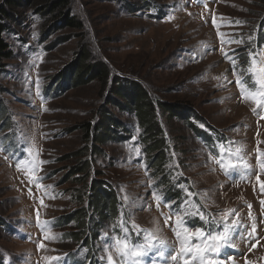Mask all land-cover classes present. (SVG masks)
Listing matches in <instances>:
<instances>
[{"label":"rangeland","instance_id":"obj_1","mask_svg":"<svg viewBox=\"0 0 264 264\" xmlns=\"http://www.w3.org/2000/svg\"><path fill=\"white\" fill-rule=\"evenodd\" d=\"M70 2L71 15L82 24L80 31L61 29L46 39L45 18L31 8L22 7L15 11L19 16L7 23L3 34L11 58L4 63L0 74V122L3 124L0 139L5 146L15 141L24 145L28 156L39 161L37 175L43 179L33 190H27L23 179L31 173L28 162L14 160L0 145V220L4 223L0 226V264H47L48 258L63 257V253L81 242L72 239L78 232L73 221L57 230L49 223L38 236L37 215L50 222L51 218L64 220L79 211L81 185L75 181L76 176L71 175L75 164L67 156L85 144L79 130L69 129L83 121H96L95 112L102 107L124 125V129L116 131L119 139L115 140V134L105 136L101 145L93 146L99 151L95 153L93 149V153L84 158L90 162L88 177L100 174L103 181L114 188L120 205L117 221L123 216L126 223L127 220L134 222L159 239L178 244L175 234L167 230L175 227L176 214L180 213L188 196L187 189L192 194L188 196L192 202L189 210L194 211L198 206L209 220L220 221L231 212L229 222L239 221L240 227L233 233L230 245L214 257L219 264H264L261 205L264 193L260 191L264 171L257 165V149L264 152V113L254 114L257 105L241 99L235 74L252 86V76L247 72L249 53L264 62V0ZM157 8L169 12V18L146 16L147 11L154 12ZM79 58L92 69L104 63L109 78L121 77L124 86H128L129 81L137 82L147 92L156 115L161 113L159 102L178 105L175 108L180 115L165 112L158 118L160 131H165L167 141L162 133L155 136L164 138L166 149L170 146L168 152L164 150L165 161H161L160 167L162 173L170 174L174 188L183 195L178 213L169 212L167 206L162 212L153 200V191L167 193L158 183L162 173L155 171L159 155L154 151L147 156L146 147L153 145L154 140L149 137L141 141L144 129L139 127L132 110L127 112L105 105L106 95H111L110 80L107 87L102 79L85 82L84 68L80 79L84 83L74 85L70 81L69 73ZM230 60H234L235 69ZM116 100L124 102L119 97ZM186 119L192 124L200 121L215 128L224 135L225 148L232 142L229 146L233 154L240 149L242 162L250 169L248 175H244L243 168L225 175L223 168L235 162L228 158L229 148L224 152L225 158L217 163L221 150L216 154V150H208L206 141L200 140ZM150 156L153 160L146 162ZM29 180L33 181L31 177ZM192 196L203 207L200 208ZM86 200L91 218L101 226L93 225L90 233H110L109 219L104 223L97 221L91 198ZM166 217L171 221L166 223ZM29 224L33 228L30 232ZM9 225L12 227L7 231L5 227ZM253 225L255 233L250 237ZM212 226L215 230V224ZM14 228L20 230L21 238L12 232ZM47 236L56 239L50 240ZM37 237L39 246L35 247L32 242ZM100 246L101 253H105L104 246ZM168 246L165 259L150 254L144 258L145 264H153V260L157 264H182L171 260L179 247L173 243ZM97 260L99 255L92 250L89 261L96 264ZM62 264L69 263L64 259Z\"/></svg>","mask_w":264,"mask_h":264},{"label":"trees","instance_id":"obj_2","mask_svg":"<svg viewBox=\"0 0 264 264\" xmlns=\"http://www.w3.org/2000/svg\"><path fill=\"white\" fill-rule=\"evenodd\" d=\"M70 4V0H0V74L4 71V63L11 58L9 46L3 38V34L8 28L9 24L7 23H10L12 20L15 21L16 17L19 16L15 11L18 8L27 7L31 8L33 12H37L38 16L40 15L45 18L44 34L45 38L48 39L53 34H57L61 29L74 31H80L82 29L80 20H78L76 16H72L70 13ZM163 15L164 12L159 9L154 19H163ZM146 16L149 17V14L147 13ZM85 51L86 50L84 48V52ZM75 61H77V64L74 65L72 71L69 73L70 81L73 82L74 85L84 83L83 80H80L82 77L81 71L84 70V68V73L86 74L84 78L85 82L88 79L91 81L102 79L104 86H106L110 80L111 84L109 90L111 95H106L105 98L107 99L105 105H114L118 110L120 108L127 112H130L131 110L133 111L138 120L139 127L142 128V130L144 129L142 132L143 136L140 135L141 141L149 137L154 140L152 143L153 145L146 147L148 153L147 156H149V153L154 151L157 156L159 155L160 162L156 166L155 171L157 174L159 172L162 173L160 163L161 161L162 163L165 161L164 150L167 148V145L163 140L164 138L159 137V139H156L155 136H158V133L161 136L162 133L166 141L167 138L165 131H160L158 118H160V114L164 115L165 112H167L168 115L180 113L177 112L178 110L176 111L177 108H175L178 105L167 106L162 102H159L158 107L161 109V113L156 115L155 108L151 103L147 92L137 82L129 81L126 82L128 83V86H124V81L120 79L121 77L113 76L112 78H109V70L104 63H98L97 67L92 69L84 65L82 58H79L78 60L76 59ZM131 92H133L132 95H130ZM116 97L122 98L124 102H118ZM95 113L97 118H94V120L96 121H83L69 129V131L79 130L80 133H82V142L85 144L80 150H77L76 152L70 154V156H67V158L71 157L73 164H75L71 175H75V181L81 185V191L78 192L79 196L77 201L79 211L75 215H73V213L69 214L66 219L59 220V223L60 226H62L65 224L69 225L72 221L74 222L73 224L77 228L78 232L75 233V236H73L72 239L77 240L76 242H78L79 239L81 241H88L93 225L94 227L100 226L98 222L95 224V220L91 218L93 215L89 212L90 207L88 200H86L87 197L91 198V207L93 210H96V214L98 215L97 221L101 220V222L103 221L102 223H104V220L108 221L109 219L108 222L110 223L112 219L113 222L117 213L116 205L118 196H116L114 188L109 183L107 184L103 181L100 174L95 175L93 178L88 177L90 174V162L84 157L90 152L93 153V149L94 152L97 153L99 151L98 148H93V146L101 145L105 141V136L109 137V135L115 134L116 137V133H118L116 131L124 129V125L122 126L120 122L114 120L110 113L103 107L97 109ZM186 123L193 126L195 134L209 144L211 143L213 136L219 137L221 135V133H218L215 128L210 126L208 123L196 121L194 122L195 124H192L188 122L187 119ZM2 125L3 124L0 122V127ZM145 134L148 137H145ZM116 139H119L118 136L115 140ZM169 148L170 146H168L166 152L170 150ZM153 158L154 157L150 156V158H146L145 161L148 162L149 160H153ZM159 176L161 177H159L158 183L161 184L163 188H166L167 193L164 195L173 205L172 208L180 205L183 202V195H181V193L174 188L170 174L168 175L167 172H163L162 175L160 174ZM102 214H104V216H102ZM194 223L199 224L197 221H194ZM2 225L4 226V223L0 220V226ZM92 234L95 239L96 234Z\"/></svg>","mask_w":264,"mask_h":264},{"label":"snow or ice","instance_id":"obj_3","mask_svg":"<svg viewBox=\"0 0 264 264\" xmlns=\"http://www.w3.org/2000/svg\"><path fill=\"white\" fill-rule=\"evenodd\" d=\"M236 23H240V21ZM218 35L220 34L218 33ZM224 42L231 43L232 41H222V43ZM225 58H228L227 53H225ZM249 58L250 64L247 72L251 74L253 84L249 86L238 73H235L237 75L236 84L240 90L241 99L246 101L250 100L257 105V108L253 109V113L256 114L257 109L264 108V62L258 61L251 52L249 53ZM229 62L233 64V68L235 69L236 65L234 60H230ZM228 143L231 145L232 142ZM219 147L221 153L220 159L216 161L217 163H220L225 158L223 144L219 145ZM240 151V149H237L236 153L233 154L230 147L227 150L228 158L234 159L235 162L227 168H223L222 165L225 175H230L240 168L244 169L245 176L248 175L250 169L246 162H242V157L239 155ZM257 153V165L261 171H264V152H260L257 149ZM40 163L46 162L41 161ZM35 167V162H33V171ZM42 179L43 177H38L31 182L38 183ZM257 181L259 182V176H257ZM47 187L50 188L51 186ZM185 191L188 196L192 195L190 192H187V189ZM260 191L264 193V183H261ZM45 194L47 195V193ZM152 196L153 200L157 203V207L161 203H165L163 195L159 192L153 191ZM191 203V201L186 199L180 213L176 214L175 227L172 230L178 241L179 248L171 256V260L173 262H182V264H219L218 259L214 257H218L220 252L230 245L233 233L240 227L239 221L233 220L229 222L228 216L231 215V212L225 215L223 221L209 220L208 216L201 212L198 206H195L194 211L189 210L188 205ZM261 205L262 210H264V200L261 201ZM166 206L171 211L172 205L166 204ZM249 209H251V205H249ZM192 215H199L200 219L208 225V228H196L194 231L188 228L186 225V217ZM249 217L251 218V211L249 212ZM169 218H165L166 223ZM49 223H41L37 219V226L41 228V231H44L49 226ZM212 224H215V230H213ZM117 228H119V234H116ZM112 233V235H109L105 232L101 237L102 242H104L106 264H145L144 258L150 254L165 259L166 254L169 252V246L166 241L159 239L153 232L140 228L134 222L129 227L123 216L119 218L116 224L112 225ZM133 233H135V240ZM254 233L255 225H253L252 232L249 233V236L254 237ZM46 238L50 240L56 239L55 236H47ZM40 247H43V245H40ZM48 260L49 264H62L64 258L54 257L48 258ZM153 264H157V262L153 260Z\"/></svg>","mask_w":264,"mask_h":264}]
</instances>
